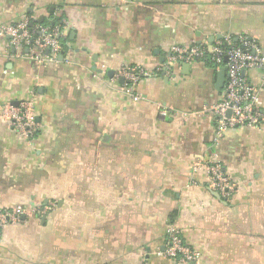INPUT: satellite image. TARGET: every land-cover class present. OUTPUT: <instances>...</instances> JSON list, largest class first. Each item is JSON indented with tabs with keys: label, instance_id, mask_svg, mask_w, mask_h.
I'll return each instance as SVG.
<instances>
[{
	"label": "crops",
	"instance_id": "crops-1",
	"mask_svg": "<svg viewBox=\"0 0 264 264\" xmlns=\"http://www.w3.org/2000/svg\"><path fill=\"white\" fill-rule=\"evenodd\" d=\"M24 16L64 24L66 50L39 65L0 32V210H27L0 229V264H180L161 254L171 225L200 252L194 264H264V125L219 144L234 196L209 187L215 125L203 110L222 98L221 71L177 66L143 79L137 99L112 80L225 34L264 53V0H0V28ZM20 102L41 127L32 144L3 113Z\"/></svg>",
	"mask_w": 264,
	"mask_h": 264
},
{
	"label": "built area",
	"instance_id": "built-area-1",
	"mask_svg": "<svg viewBox=\"0 0 264 264\" xmlns=\"http://www.w3.org/2000/svg\"><path fill=\"white\" fill-rule=\"evenodd\" d=\"M0 32L8 38L10 47L15 50H28L26 56L39 65L60 62L63 42L67 37L66 26L57 23H41L37 18L24 16L20 21L2 26ZM64 58V57H63ZM202 63L217 71L225 70L226 81L222 98L217 103L206 106L204 112L212 117L215 125L214 151L206 163L209 173V187L222 200L229 201L236 193V186L227 177L218 147L226 133L233 128H259L264 125V109L260 107V96L264 92V53L259 43L249 36L234 38L225 34L193 43L189 46H173L166 62L156 69L149 70L139 65L121 67L115 72L113 82L124 80L122 88L134 99L137 85L148 77L172 79L175 68L182 65ZM251 70L261 72L258 86L253 85L246 73ZM9 127L30 144L41 132L40 125L33 117L32 104L20 102L18 106L7 105L3 109ZM161 114L166 116L167 109ZM26 209L0 210V229L22 222ZM166 258L180 264H194L201 254L184 239L182 231L171 225L167 231V246L161 253Z\"/></svg>",
	"mask_w": 264,
	"mask_h": 264
},
{
	"label": "water",
	"instance_id": "water-1",
	"mask_svg": "<svg viewBox=\"0 0 264 264\" xmlns=\"http://www.w3.org/2000/svg\"><path fill=\"white\" fill-rule=\"evenodd\" d=\"M63 54L60 56V59L62 60L63 59ZM110 76H112L114 74V72H110L109 73ZM226 81V73H225V70H221V72L218 74V89H222L223 86H224V83ZM121 83L124 82L123 79L120 80ZM18 105V104H17Z\"/></svg>",
	"mask_w": 264,
	"mask_h": 264
},
{
	"label": "trees",
	"instance_id": "trees-1",
	"mask_svg": "<svg viewBox=\"0 0 264 264\" xmlns=\"http://www.w3.org/2000/svg\"><path fill=\"white\" fill-rule=\"evenodd\" d=\"M50 24H51V23H50ZM62 48H63V51L65 52L66 48H65L64 44H63V47H62Z\"/></svg>",
	"mask_w": 264,
	"mask_h": 264
}]
</instances>
